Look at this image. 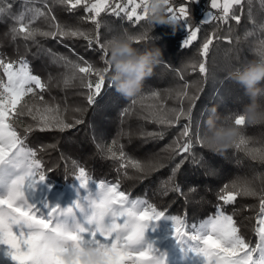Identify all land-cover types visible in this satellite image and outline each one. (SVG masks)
<instances>
[{
	"label": "snow or ice",
	"instance_id": "obj_1",
	"mask_svg": "<svg viewBox=\"0 0 264 264\" xmlns=\"http://www.w3.org/2000/svg\"><path fill=\"white\" fill-rule=\"evenodd\" d=\"M33 2L34 0H23L25 5ZM192 2L193 0H185L184 4L175 7L174 0H169L167 6L170 22L186 21L187 23L189 35L183 42L184 47L190 46L192 41L197 40L199 32V29L193 30L189 27L188 5ZM54 3L67 7L70 12L82 8L87 15L81 19L90 21L94 25V31L62 25L55 16L49 18L48 13L40 8L26 7L20 13L14 14L8 0H0V19L7 16L15 21V26L10 29L13 41L22 38L26 42L32 41L39 47L37 37L52 38L59 42L76 38L84 39L89 48L98 49L104 67H96L83 57L78 58L80 62L71 61L63 55L52 53L50 49L45 50L51 56L53 64H61L65 68L70 66L74 69L71 75H63L60 84L68 88L79 79L81 87L86 89L84 95L87 103L94 105L111 69L108 39L101 40L100 36L101 14L113 15L134 26L139 25L141 21L146 20L148 0H54ZM245 3L249 6V19L255 23L252 15L253 0H211L210 7L218 9L219 14L213 15L212 12H208L204 22L216 20L220 24L227 25L232 20L239 25ZM259 3L264 10V0H259ZM40 18L50 19L46 30L33 26ZM218 30L219 28L205 38L201 48L202 56H207L214 39H223L229 44L232 42L231 27L228 29L229 35L224 37L217 35ZM259 30L264 33V23L259 24ZM123 33L135 43L145 41L148 35L147 30L133 34L124 29ZM251 35L252 32L245 33V37ZM256 52L259 58H264V40L259 41ZM186 67L192 72L198 70L205 79L207 78L206 61L202 60L198 64L193 61ZM0 70H2L0 77H7L6 83L0 78V89H2L0 91V245L7 246V255L14 264H67L61 255L65 250L53 246L52 242L57 239L71 242L76 247L87 245L103 249L107 256L106 264H165L164 255L157 254L153 245L145 242V230L149 222L164 218L166 213L158 210L147 200L130 198V194L120 190L119 181L97 183L99 199H89L91 214L86 221L88 227L79 222H74L71 226L67 222H58L55 217L61 213L56 208L48 213L47 219L37 214L33 205L25 199L24 190L26 186L32 187L38 181H43L46 176L42 171V161L38 159L37 152L25 145L24 139L27 137L21 139L14 123L20 117L27 115L35 122L34 127L40 131L62 132L83 121L75 119L73 123H67L61 115L60 105H50L45 101L43 93L49 89L53 77L49 76L48 81H43L39 76L32 74L26 58L11 60L0 54ZM178 75L181 80L184 79L182 74L178 73ZM190 87L191 85L185 82L183 90L176 91L175 98L181 102V107L178 109H166L160 92L154 90L149 94L133 97L131 107L124 108L120 113L122 118L129 115L132 108L139 103L140 118L145 121L168 127L179 124L182 119L186 121L177 138L164 149L180 156L181 160L172 168L168 179L161 182L163 195L169 192L185 195L180 185L175 182L176 174L189 157L193 164L200 163L193 151L194 144L208 147L203 135L200 134L199 127L193 132L194 103L192 101L198 97L189 95ZM166 91L171 97L173 90ZM29 95L33 100L31 104L27 99ZM184 99L190 101L187 109L182 106ZM146 100L158 103L146 104L144 103ZM234 123L240 127L246 126L243 117L239 114L234 115ZM32 130L33 125H29L25 132ZM145 135L153 139L163 137V133L157 132H149ZM249 143L250 140L241 134L233 146L244 151L251 159L264 163V146L248 147ZM116 145L117 141L113 140L112 145L107 148V156L119 162L118 171L131 167L147 174L148 171H155L164 166L156 161L145 163L131 159L127 157L122 146L117 152ZM97 147L100 148L101 145L97 144ZM125 175H127L126 171ZM75 178L80 182L81 187L85 188L90 181H93L84 167L78 168V175ZM194 191V188L189 189V192ZM238 197L258 199L259 210L255 228L258 239L254 247L241 234L234 219L235 211L230 215L224 210V206L234 204ZM217 199L219 203L215 206L214 214L199 226L192 225V232L187 231L189 226L184 217L167 216L173 222V234L177 242L182 245L187 244L191 251L200 254L204 258V264H264V186L257 190L252 180L237 178L220 189ZM75 207L83 211V206L79 202H76ZM72 212L73 209L69 208L64 214H72ZM107 217L112 219L106 224Z\"/></svg>",
	"mask_w": 264,
	"mask_h": 264
},
{
	"label": "trees",
	"instance_id": "obj_2",
	"mask_svg": "<svg viewBox=\"0 0 264 264\" xmlns=\"http://www.w3.org/2000/svg\"><path fill=\"white\" fill-rule=\"evenodd\" d=\"M210 2L211 0H193L188 5L189 27L193 30L199 29L197 40L192 41L190 46H183L184 40L187 39V23V27L178 24L175 31L171 24L155 25L152 31L147 30L148 35L145 41L135 43V46L141 50L159 48L162 54L153 75L144 81L139 95L149 94L154 90L159 91L166 109H178L181 107V102L175 98V93L183 90L185 82L189 83L191 85L188 89L189 95L198 97L192 101L194 103L193 132L199 127L201 135L204 132L201 129H204L209 109L215 107L219 122L232 123L234 115L249 102L243 87L233 82L228 73L236 67H242L259 59L256 46L260 40H264V33L259 30V24L264 23V10L261 9L259 0H253L252 4L255 23L249 19V6L245 3L239 25L232 20L227 25L220 24L216 20L204 22L207 13H214L216 10L210 7ZM8 3L11 4V11L14 14L20 13L26 7L40 8L48 13L49 18L55 16L62 25L94 31V25L90 21L81 19L87 15L82 8L70 12L67 7L54 3V0H34L28 5H25L23 0H8ZM184 3L185 0H174L175 7ZM49 9H51L50 12ZM100 20L101 40H107L113 33L124 29L133 34L146 30L145 21L134 26L123 19L104 13L101 14ZM49 22L50 19L40 18L33 26L46 30ZM13 26L15 21L12 18L6 16L0 19V54L11 60L26 58L32 73L43 81H48L49 76L53 77L49 89L43 93L45 101L50 105H60L61 115L67 123H73L75 119L83 121L62 132L40 131L34 127L35 122L27 115L20 117L14 123L20 137L23 139L27 137L24 139L25 145L37 152L42 166L53 179L70 184L77 180L75 176L78 175L79 167H84L86 171L103 168L95 169L94 176L98 180L119 181L122 190L134 196L143 197L164 211L185 213L190 222H200L213 215L215 206L219 203L217 196L220 189L237 178L252 180L257 190L264 186V163L251 159L244 151L234 146L221 153L206 146L194 144L193 151L200 163L193 164L189 157L175 177V182L180 185L185 195L175 192L163 195L161 182L168 179L172 168L181 160L180 156L164 149L177 138L186 121L182 119L173 127L145 121L140 118L139 103L132 108L129 115L122 118L121 111L131 107L133 98H125L118 94L108 76L96 103L89 105L84 95L86 89L81 87L79 79L68 88L60 84L63 75H71L74 69L70 66L65 68L61 64H53L51 56L45 50L50 49L52 53L63 55L71 61L80 62L78 58L83 57L96 67H104L99 50L95 47L89 48L84 39L76 38L59 42L52 38L37 37L39 47L32 41L26 42L22 38L13 41L10 32ZM229 27L232 28L230 33L232 42L229 44L223 39H214L207 56H202L201 48L205 38L211 36L218 28L217 35L220 37L229 35ZM246 32H252L253 35L245 37ZM202 60L206 61L208 68L206 79L198 70L192 72L186 67L193 61L198 64ZM178 73L183 75V80ZM0 78L4 82L7 80L6 76ZM167 89L173 90L171 97ZM27 99L30 104L33 103L31 95ZM147 102L150 100L144 101L149 104ZM189 103L188 99H184L182 106L187 109ZM29 125H33V130L26 133L25 129ZM149 132L163 133V137L156 139L147 137L145 134ZM241 134L250 140L248 147L264 146V124L241 127ZM113 140L117 141V152L122 146L127 157L131 159L151 161L154 158L156 162L164 166L155 171H148L147 174H137L131 167L118 171L119 162L107 156V148L112 145ZM97 144L101 147L98 148ZM91 159L93 161L90 166ZM192 188L195 191L189 192ZM249 205L252 207H248ZM224 210L230 215L235 211L234 219L237 221L241 234L246 240L252 241L255 219L259 210L258 199L238 197L234 204L224 206Z\"/></svg>",
	"mask_w": 264,
	"mask_h": 264
},
{
	"label": "clouds",
	"instance_id": "obj_3",
	"mask_svg": "<svg viewBox=\"0 0 264 264\" xmlns=\"http://www.w3.org/2000/svg\"><path fill=\"white\" fill-rule=\"evenodd\" d=\"M169 0H148L146 30L155 25L171 24L175 31L178 22H170L167 14ZM111 69L107 73L114 90L125 98L138 96L144 81L153 75L162 56L159 48L135 46V42L123 31L113 33L107 40ZM229 78L243 87L249 102L238 113L247 126L264 124V58H259L228 73ZM241 135V127L234 123H221L215 107L209 109L205 120L203 138L208 148L225 152ZM53 246L64 249L62 258L67 264H106L107 256L103 249L94 246H74L71 242L54 240Z\"/></svg>",
	"mask_w": 264,
	"mask_h": 264
},
{
	"label": "rangeland",
	"instance_id": "obj_4",
	"mask_svg": "<svg viewBox=\"0 0 264 264\" xmlns=\"http://www.w3.org/2000/svg\"><path fill=\"white\" fill-rule=\"evenodd\" d=\"M151 102H153V100H150V102H147V103L151 104ZM201 130L204 131V129H201ZM92 161L93 159L90 160V166L92 165ZM138 161L147 163L150 160L149 159H139ZM151 161H155V159L153 158ZM95 169L100 170L103 168H95ZM95 169L93 170L88 169V171H86L88 176L93 181H90L87 187L85 188V187H81L80 182L78 180H75L70 184H64V183H61L53 179L51 174L48 173L42 166V171L44 172L46 178L43 181H38L32 187L26 186L24 190L25 199L28 201L29 204L33 205L34 210L37 211V214L45 219L48 218V213L53 208H56L61 213V215H58L55 217V219L58 222H67L70 226L74 222H79L85 227H88L86 221H87V217L91 214V209L89 207V199L91 200L99 199L97 183L101 181L111 182V183L116 182L114 181V179L113 180H98L94 176V173L96 172ZM132 170L134 172L133 168ZM135 172L137 174H141L138 171H135ZM125 192L130 194V198L132 199L140 198L143 200H147L143 197H138L137 195L134 196L132 195V193H129L127 191ZM147 201L153 204L149 200ZM76 202H79L83 206V211L75 207ZM69 208L73 209L72 214H64L65 210ZM157 209L162 210L158 207ZM164 212L166 213V216L164 218H161L158 221L149 222V226L145 230V242L151 243L153 245V248L156 250L157 254L164 255L165 264H204V258L200 254H198L197 252L191 251L187 244L182 245L181 243L177 242L173 234L174 233L173 222L171 219H168L167 216L184 217L186 219L187 225L189 226V228L187 229V231L189 232L193 231L191 229L192 225L199 226V224L206 219L201 220L200 222H190V219H188V216L185 213L176 214L169 210L164 211ZM111 219H112L111 217H107L105 220V223L106 224L110 223ZM255 222H256V219H255ZM256 226L257 224H255V228ZM254 237L252 238V241L247 240L251 242V245L253 247L257 243V239H258L255 231H254ZM0 264H14L11 258L7 255L6 245H0Z\"/></svg>",
	"mask_w": 264,
	"mask_h": 264
},
{
	"label": "built area",
	"instance_id": "obj_5",
	"mask_svg": "<svg viewBox=\"0 0 264 264\" xmlns=\"http://www.w3.org/2000/svg\"><path fill=\"white\" fill-rule=\"evenodd\" d=\"M219 14V10L218 9H216L215 11H214V13H213V15H218ZM180 26H182V27H186V22L185 21H181L180 23H178ZM188 35H189V32H188V30H186V36L188 37Z\"/></svg>",
	"mask_w": 264,
	"mask_h": 264
},
{
	"label": "crops",
	"instance_id": "obj_6",
	"mask_svg": "<svg viewBox=\"0 0 264 264\" xmlns=\"http://www.w3.org/2000/svg\"><path fill=\"white\" fill-rule=\"evenodd\" d=\"M195 1H198V0H195Z\"/></svg>",
	"mask_w": 264,
	"mask_h": 264
}]
</instances>
